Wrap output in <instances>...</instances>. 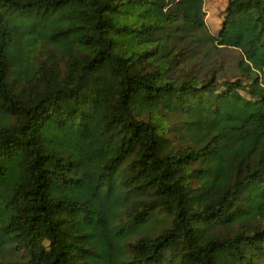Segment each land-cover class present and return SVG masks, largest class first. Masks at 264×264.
Returning <instances> with one entry per match:
<instances>
[{
  "label": "trees",
  "instance_id": "obj_1",
  "mask_svg": "<svg viewBox=\"0 0 264 264\" xmlns=\"http://www.w3.org/2000/svg\"><path fill=\"white\" fill-rule=\"evenodd\" d=\"M204 2L0 0V264H264V0Z\"/></svg>",
  "mask_w": 264,
  "mask_h": 264
},
{
  "label": "rangeland",
  "instance_id": "obj_2",
  "mask_svg": "<svg viewBox=\"0 0 264 264\" xmlns=\"http://www.w3.org/2000/svg\"><path fill=\"white\" fill-rule=\"evenodd\" d=\"M226 1L227 0H205V2H204V5H205L204 9L206 11L207 27L212 33L217 31L216 26L218 24H217L216 14H219L221 12ZM212 20H213V22H212ZM214 22H215V24H214ZM231 54L232 53L227 52L224 55L225 62L228 64H231L233 61V56H232L233 54L232 55Z\"/></svg>",
  "mask_w": 264,
  "mask_h": 264
}]
</instances>
